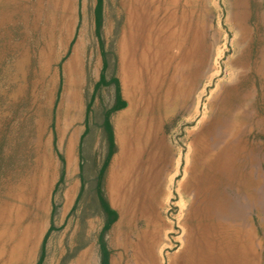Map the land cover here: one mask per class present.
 I'll list each match as a JSON object with an SVG mask.
<instances>
[{
	"label": "rangeland",
	"instance_id": "374dc122",
	"mask_svg": "<svg viewBox=\"0 0 264 264\" xmlns=\"http://www.w3.org/2000/svg\"><path fill=\"white\" fill-rule=\"evenodd\" d=\"M32 1L29 6L0 0V264H35L51 221L42 264H98L103 220L91 214L97 187L118 213L105 236L109 264H147L138 234L145 229L151 234L154 227V264H182L186 251L198 246L204 247L209 264H264V0L179 1V15L186 14L184 48L193 37L196 49L176 75L173 58L157 91L135 107L136 117L143 119L142 161L150 157L161 171V192L153 205L134 213L130 224L111 202L106 182L120 150L116 119L129 108L120 53L127 0H103L99 36L108 53L106 75L115 73L126 101L110 115L116 151L103 183L97 176L107 150L101 121L115 100L113 86L94 90L103 64L96 0H70L72 12L65 21L63 7L55 8L58 1L43 0L41 9L38 0ZM154 2L152 9L160 5ZM76 51L78 70L66 86L65 67ZM69 95L75 96L77 111L69 109ZM71 139L72 167L67 156ZM81 179L83 189L71 210Z\"/></svg>",
	"mask_w": 264,
	"mask_h": 264
},
{
	"label": "bare ground",
	"instance_id": "6f19581e",
	"mask_svg": "<svg viewBox=\"0 0 264 264\" xmlns=\"http://www.w3.org/2000/svg\"><path fill=\"white\" fill-rule=\"evenodd\" d=\"M56 1H58L59 3H58V5L55 4V6H56L55 8L63 7V14H64L63 19L65 21V19H67V13L72 12L71 7L69 9L70 0H56ZM179 1L180 0H163V3H162V1L160 0V5L155 6L153 9L150 7L155 5L154 0H152V3L151 2L149 3V6H148V0H127V4H125V6L127 8V24H126V27H124L125 29L123 31V36H122L121 42H120L121 80L123 83L124 93L126 94L127 99L129 101V108L126 112L120 114L116 119L117 120V139L119 141L120 150H119V153L117 154V156L112 161L110 171H109V175H108V181H106V182H107V190L109 192V197L111 199V202L113 203V205L115 207L120 209L121 213H123V214L125 213L124 215L128 216V224H130V222L134 216V213L136 214L139 209H143L145 205L152 204L151 203V201H153L152 199L157 197V195L159 194L160 188H161V180H160L161 171L156 166H154L153 164L150 163L152 161V159L150 157L147 159L145 164L142 161V151H143L144 143H143V140H141L142 139L141 130L143 128V119H142V117H136L137 112L135 113V109H136L135 107L139 103L142 104L143 100H144V102H147L148 99H150V97L157 91L159 83H161V76L162 75L165 76L166 72H164V71L166 70V67L169 64V62H171L173 60V58L177 59V65L174 68V70H175L174 75H176L179 72L180 68L185 67L184 64L187 62V59L189 56H190L189 60H193V54H194L195 49H196V45L194 44V38L193 37L189 38V48H184V42H185V40L187 38V34H188L186 31L187 25H186V22L184 21L186 14L182 13L179 15V13L177 11ZM37 3H38L37 4L38 8L41 9V7L43 5V0H38ZM78 4H80V3H78ZM147 6L151 9V11L148 9ZM85 13H86V11H85ZM79 15H78V17H79ZM124 15H126V14H124ZM70 18H72L71 14L69 15V19ZM119 21L117 24L118 26H119ZM118 26L116 27V29L118 28ZM88 30H89V28H88ZM119 31H120V29H119ZM115 32H113L114 33L113 38L115 37ZM116 36H117V34H116ZM195 41H196V38H195ZM174 49H178L179 54H177ZM194 58H196V56H194ZM78 61H79V53H78V51H76L75 54L73 55V57L70 59V61L67 63V65L65 67V70L67 71L66 86H69L71 83V81L69 79L70 74L72 72H76L78 70ZM173 82H174V79H173ZM145 95H147V96H145ZM241 97L243 98L242 95H241ZM69 100H70L69 109H74L75 111H77L78 106H77V101L75 99V96H72ZM86 101H88V99ZM190 101L191 100H189V103H190ZM232 107H231V109H232ZM171 110L172 109H170L169 111H171ZM170 115H172V114H170ZM169 117H171V116H169ZM13 122H15V121H13ZM17 123H18V121H17ZM256 125H259V124L256 123ZM11 126H13V124ZM9 130H11V129H9ZM8 132H10V131H8ZM20 137H21V135H20ZM16 139H17V137H16ZM209 140H211V139H209ZM72 144H73V140L71 139L69 142L68 153H67L68 165L70 167H72L73 163H74ZM8 145H9V143H8ZM213 145H215V144H212V146ZM9 147H11V146H9ZM14 155H15V153H14ZM256 160H257V157H256ZM142 170H144L143 173L141 172ZM217 176H219V175H217ZM263 180H264V176H263ZM218 187H219V185H218ZM70 188H73V186H70ZM228 200H229V198H227L226 201H228ZM262 201H260V202L262 203ZM234 202H235V200H234ZM224 203H223V205H224ZM227 204H228V202H227ZM244 204H245V202H244ZM155 206H157V205H155ZM229 206H231V205H229ZM94 207H96V206H94ZM94 207H93V209H95ZM262 207H264V206H262ZM245 208H248V207H245ZM229 209H230V207H229ZM214 210H215V208H214ZM250 210L252 211V209H250ZM254 211H252V212H254ZM252 212H251V214H253ZM257 212L259 213V211H257ZM261 212H262V210H261ZM225 213H227V212H225ZM246 214L247 213H245V215ZM253 216H254V214H253ZM250 217L251 216H248V218H250ZM194 218H195V216H194ZM257 218H258V216H257ZM251 219H252V217H251ZM141 222L142 221L140 220V222H139L140 225H141ZM242 223H243V220H242ZM254 224H255V221H254ZM118 235H119V237L123 236L122 233L121 234L118 233ZM156 235H157V231L155 230V227H154L153 232H151V234L146 229L141 231L138 234L139 237L143 236V239H144L138 245L139 248H143V250L142 249L141 250L138 249V250L141 251V253H142V255H144V257L148 256L147 264H154L155 263L152 261V259H154V257H152L151 255H153L154 248L158 244ZM161 240H162V238H161ZM88 243H90V242H88ZM84 245H85V243H84ZM205 245L207 246V249L209 250V255H210L211 254L210 245L208 242H206ZM203 246H204V244H203ZM242 247H243V245L239 246L240 249ZM118 249H120V248H118ZM157 251H156V253H157ZM122 259H124V258H122ZM209 260H210V258L208 256V254L205 252L204 247L201 248V246L200 247L198 246L196 249L190 248L189 250L186 251L185 260L182 262V264H209L208 263ZM141 263H143V262H141ZM232 263H233V260H230L227 264H232ZM112 264H117V263L114 262Z\"/></svg>",
	"mask_w": 264,
	"mask_h": 264
},
{
	"label": "trees",
	"instance_id": "16d2710c",
	"mask_svg": "<svg viewBox=\"0 0 264 264\" xmlns=\"http://www.w3.org/2000/svg\"><path fill=\"white\" fill-rule=\"evenodd\" d=\"M102 8H103V0H96L94 14H95V30H96V34L98 36L101 33V26H102V21H103ZM100 49H101V54H102V58H103V64H102V68H101L100 79L95 83L94 90L97 91L101 86H106V87L113 86V88H114V100H115L111 106H109L103 110L104 111L103 112V119H102L103 121H101L102 132H103L104 138L106 139L107 150H106V154H105V157L103 159V162H102L101 166L98 168L100 172L97 176H98L99 180L102 181V183H103L104 177H105V172H106L109 160H110L111 156L113 155V153L116 151V143L114 140V132H113V127H112V124L110 121V115L114 111H117V110L123 108L126 105V101L121 96L119 80L115 76V73L113 72L112 76H110V78H108L106 75L107 74L106 71L108 68V60H107L108 53L106 52V50H104V42H103V39L101 37H100ZM91 98H94V93L92 94ZM90 110L91 109H90V102H89V104L87 105V108H86V118H88L87 115L89 114ZM87 129H88V124L86 123L85 131L81 135V143H80L81 149L83 146V140H84L83 137H84ZM95 165H96V161L94 163V166ZM80 169H81V163H80ZM80 174H81V171H80ZM62 179H63V171L61 172L60 179L57 182L55 188H57L58 184L62 181ZM83 185H84V183L81 179L80 190H79L78 196L76 198L75 204L73 205V208L71 210H73L76 207V204H77L76 202H78V200H79V195L83 189ZM100 189L101 188L97 187V190L95 192L96 196H95L94 200L96 201L97 206L94 209L95 212L93 211L91 214L92 215L93 214L99 215V216H101V218L103 220L102 228H101V231L98 235V244H99V263L98 264H109L111 251L107 245V240H106L105 236H106V232L110 229L111 225L117 220L118 213L115 209H113L110 206L106 195ZM55 209H56V206H53L52 214H51L52 216H53V214H55ZM52 229H54V224L51 221L50 226H49V228H48V230L44 236V239H43V242L41 245L39 258L35 264H42L43 263V260L45 257L44 243H45L47 234Z\"/></svg>",
	"mask_w": 264,
	"mask_h": 264
},
{
	"label": "crops",
	"instance_id": "0c3cea01",
	"mask_svg": "<svg viewBox=\"0 0 264 264\" xmlns=\"http://www.w3.org/2000/svg\"><path fill=\"white\" fill-rule=\"evenodd\" d=\"M21 1V0H20ZM19 2V1H16ZM22 2L26 5L32 6L33 5V1L32 0H22ZM122 109V108H121ZM112 124V123H111Z\"/></svg>",
	"mask_w": 264,
	"mask_h": 264
}]
</instances>
